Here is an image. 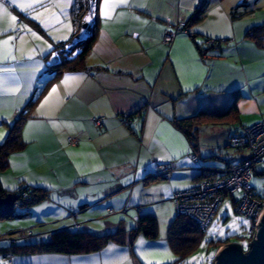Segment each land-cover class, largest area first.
<instances>
[{
	"label": "crops",
	"instance_id": "crops-1",
	"mask_svg": "<svg viewBox=\"0 0 264 264\" xmlns=\"http://www.w3.org/2000/svg\"><path fill=\"white\" fill-rule=\"evenodd\" d=\"M200 2L128 0L105 17L100 0L98 35L83 64L51 81L50 68L62 57L58 45L76 48L86 36L78 39L89 27V12L88 27L83 23L81 29L74 21L76 0H0L17 17L13 27L10 16L0 13V144L22 109L37 99L22 129L26 145L9 156L0 181L8 192L21 186L50 190L48 198L18 216L39 226L36 233L30 230L40 234L34 242L61 229L105 234L120 228L129 236L142 215H154L158 223L156 238L137 234L132 243L109 242L90 253H19L11 264L179 259L168 237L177 215L175 192L245 156L229 154L231 137L264 120V49L246 37L251 25L233 16L240 12L236 0H210L201 22L163 42L167 27L186 22ZM209 39L221 42L210 50ZM66 77L75 79L64 83ZM234 99L237 112L222 123L200 124L194 144L175 123L201 111L223 114ZM126 115L132 116L130 123L122 121ZM95 118L102 119L100 126ZM194 151L199 161L192 159ZM162 163L174 164L169 178L157 174ZM19 233L8 239L33 242Z\"/></svg>",
	"mask_w": 264,
	"mask_h": 264
},
{
	"label": "trees",
	"instance_id": "trees-1",
	"mask_svg": "<svg viewBox=\"0 0 264 264\" xmlns=\"http://www.w3.org/2000/svg\"><path fill=\"white\" fill-rule=\"evenodd\" d=\"M89 1L90 0H76L74 21L80 28L85 21V16L88 13ZM91 1L94 2L96 13V8L98 7L100 0ZM209 1L210 0H201L199 6L185 22V30H187L186 28L189 29L190 26L195 25L204 19ZM238 15H240V12H234L233 16L236 17ZM85 32L86 36L76 43L75 49H72V43L68 42L60 43L61 45H58L62 57L59 63L53 65V67L50 68L49 72L52 75L50 78L51 81L57 78L65 69H76L81 64H83L84 57L90 51L98 35L97 14H95L92 23H89V27ZM246 37L264 49V22L249 27L246 32ZM220 42V40H215L213 44L209 45V49L211 50L216 48ZM199 49L201 54L205 55L206 49L201 47H199ZM75 51L78 52L76 56ZM73 55L74 57L72 58ZM35 102H37V99L33 98L27 104L25 109H22L17 119L10 125L5 141L0 144V172L6 169L9 165V156L14 152L21 151L25 147L26 142L22 136V129L30 116V108H32ZM235 112H237V105L234 99L230 107L223 114L213 115L201 111L195 116L176 120L175 123L177 127L185 132L191 143L194 144L198 141L196 128L200 124L207 122L222 123ZM123 117L130 119L132 116L126 115ZM194 152L196 153V151ZM233 161H228V163ZM227 164L224 166H227ZM13 192L18 195L15 207L20 206L24 208L27 213L34 204H38L40 201L48 198L50 190L40 186H21L19 189H16ZM256 192L258 195L264 196V194L260 193L259 191L256 190ZM8 193L9 192L4 189L0 181V196H5ZM15 216L20 215L16 214L13 210V212L9 214H0V219L11 218ZM227 217L228 216H226L225 219ZM200 233H202V237L199 236ZM137 234H143L147 238H156L158 236V223L156 217L154 215L140 216L136 226L132 229L129 236L124 230L120 228L115 232L105 234L89 231H71L67 229H61L53 232L50 239L42 242H27L23 244H17L15 243V240L10 238L11 243L7 246L0 247V253L5 251H11L13 255L19 253L39 254L49 252L68 254L90 253L103 249L109 242L132 243ZM204 236V231L193 218L184 214H177L168 229V237L171 247L179 256V259L174 264H180V262L185 258L186 254L196 247L200 240L204 238ZM210 242L226 244L229 242V240L223 241L219 239H211Z\"/></svg>",
	"mask_w": 264,
	"mask_h": 264
},
{
	"label": "built area",
	"instance_id": "built-area-1",
	"mask_svg": "<svg viewBox=\"0 0 264 264\" xmlns=\"http://www.w3.org/2000/svg\"><path fill=\"white\" fill-rule=\"evenodd\" d=\"M184 26L185 22L174 28L172 26L167 27L163 42H172L177 31L184 30ZM214 41L213 39L209 40L211 44ZM122 121L130 123L128 118H123ZM94 122L100 126L102 119L95 118ZM69 141L75 144L79 140L69 137ZM230 145L241 150L250 148L251 153L243 156L240 160L229 162L221 170L208 173L190 188L176 191L174 201L181 214L193 218L204 230L209 228L214 217L225 203H232L235 211L243 215L248 221L247 235L243 236L246 247L238 243L247 251L250 248V241L255 237L260 214L264 210V196L258 195L252 184L253 173L260 167L261 170H264V120L250 126H244L240 133L231 137ZM191 157L193 160L199 161V156L195 152L191 153ZM174 168L173 163L159 164L157 174L160 177L169 178ZM22 233L24 236L32 235V231ZM13 256L11 251L0 253V257L7 262H11Z\"/></svg>",
	"mask_w": 264,
	"mask_h": 264
},
{
	"label": "rangeland",
	"instance_id": "rangeland-1",
	"mask_svg": "<svg viewBox=\"0 0 264 264\" xmlns=\"http://www.w3.org/2000/svg\"><path fill=\"white\" fill-rule=\"evenodd\" d=\"M88 7L89 13L86 21L92 23L96 14L94 2L90 0ZM235 7L240 11V15H238L237 20L242 19L246 24L251 26L264 22V0H236ZM84 34L85 31L82 30L79 33L78 39L83 37ZM77 53L78 52H75V56ZM73 57L74 55L72 56V58ZM229 149V154H234V157H241L243 155H249L251 153L250 148L240 150L233 146H230ZM252 184L254 185L257 191L264 194V174L258 175L256 174V172H254L252 177ZM227 202H230V200H227ZM23 209L24 208L20 206H16L14 212L16 214H21L22 212H25ZM177 214H181L178 208ZM226 216L228 217L225 219ZM27 217L28 216H15L11 218L0 219V247L7 246L11 242L8 238L10 236H13V233L10 234L13 231H20L19 234H21L22 236L24 235L21 232H27L28 230H32L34 233H36V230L37 232L39 231V226L36 227L37 223L30 222L29 218ZM200 228L205 233L204 238L200 240L196 247H194L188 254H186L185 258L180 262V264H213L216 258L217 251L221 246L224 245V243H212L210 242L211 239H219L223 241L229 240L230 242L243 244L246 247L245 238L243 236L247 235L248 221L243 215L235 211V207L232 203H225L220 208L219 212L216 214L207 230H204L202 227ZM16 236H18V234ZM39 236L40 234L34 235L27 240H33L34 242ZM199 236L202 237V233H200ZM25 240V237H22L19 241L21 242ZM11 263H13V259L11 262H7L0 257V264Z\"/></svg>",
	"mask_w": 264,
	"mask_h": 264
},
{
	"label": "water",
	"instance_id": "water-1",
	"mask_svg": "<svg viewBox=\"0 0 264 264\" xmlns=\"http://www.w3.org/2000/svg\"><path fill=\"white\" fill-rule=\"evenodd\" d=\"M83 27L87 28L88 23L85 22ZM17 199L18 195L14 192L0 196V214L13 212ZM257 226L255 237L250 241V248L247 251L235 242L224 244L217 251L213 264H264V210L260 214Z\"/></svg>",
	"mask_w": 264,
	"mask_h": 264
},
{
	"label": "snow or ice",
	"instance_id": "snow-or-ice-1",
	"mask_svg": "<svg viewBox=\"0 0 264 264\" xmlns=\"http://www.w3.org/2000/svg\"><path fill=\"white\" fill-rule=\"evenodd\" d=\"M12 3H16V0H11ZM128 0H104V7H105V11H104V16L107 17L109 15V12L113 9H115L119 4H122V3H127ZM20 7L23 9L24 8V5H20ZM0 13L2 14H7L10 16V20L12 21V26L14 27L15 26V21L17 20V17L16 16H11L9 13H8V10L7 8L4 7V5L2 3H0ZM39 18V17H37ZM26 27V26H24ZM29 31H31L29 29ZM64 39H66V37H62ZM9 39H12L11 37ZM3 43L5 45H7L9 43V40H5L3 41ZM49 47H51L49 45ZM71 79H75L74 77H66L65 80H64V83H67L69 80ZM57 92V88H53L52 89V93H56ZM52 93H50V96L48 98H46V100L44 101L43 104H41V109H43L45 107L46 104H48L49 100L51 99V95ZM29 127H31V124L29 125Z\"/></svg>",
	"mask_w": 264,
	"mask_h": 264
},
{
	"label": "clouds",
	"instance_id": "clouds-1",
	"mask_svg": "<svg viewBox=\"0 0 264 264\" xmlns=\"http://www.w3.org/2000/svg\"><path fill=\"white\" fill-rule=\"evenodd\" d=\"M15 205H16V203H15Z\"/></svg>",
	"mask_w": 264,
	"mask_h": 264
}]
</instances>
